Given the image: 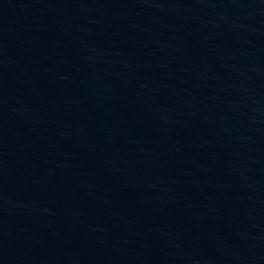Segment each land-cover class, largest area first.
I'll list each match as a JSON object with an SVG mask.
<instances>
[{"label":"water","instance_id":"95a60500","mask_svg":"<svg viewBox=\"0 0 264 264\" xmlns=\"http://www.w3.org/2000/svg\"><path fill=\"white\" fill-rule=\"evenodd\" d=\"M0 264H264V0H0Z\"/></svg>","mask_w":264,"mask_h":264}]
</instances>
